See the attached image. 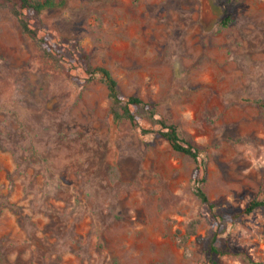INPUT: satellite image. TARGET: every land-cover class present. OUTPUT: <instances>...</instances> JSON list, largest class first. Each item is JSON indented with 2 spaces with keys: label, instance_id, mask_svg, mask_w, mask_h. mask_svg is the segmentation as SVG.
I'll return each instance as SVG.
<instances>
[{
  "label": "rangeland",
  "instance_id": "1",
  "mask_svg": "<svg viewBox=\"0 0 264 264\" xmlns=\"http://www.w3.org/2000/svg\"><path fill=\"white\" fill-rule=\"evenodd\" d=\"M207 3V23L202 0L44 11L40 34L78 82L0 7V264H209L213 218L194 192L195 162L161 124L114 121L80 51L198 146L217 210L264 199V0ZM223 237L232 252L212 253L219 264L264 262V206Z\"/></svg>",
  "mask_w": 264,
  "mask_h": 264
},
{
  "label": "trees",
  "instance_id": "2",
  "mask_svg": "<svg viewBox=\"0 0 264 264\" xmlns=\"http://www.w3.org/2000/svg\"><path fill=\"white\" fill-rule=\"evenodd\" d=\"M65 3L66 0H0V7L7 9L17 19L22 31L42 48L45 56L49 57L56 66L64 69L73 81L78 82L80 80L78 76L73 75L70 68L64 64V57L57 45L40 34V28L44 26L40 15L44 11L57 10L63 7ZM31 16L35 18L38 25H32ZM224 23L225 21L222 22V24ZM77 59L85 72V83L92 82L98 75L99 80L105 84L107 97L110 100L109 112L114 121L127 120L132 128L140 126L141 118L161 124L158 133L166 138L175 151L187 155L195 162L192 174L194 192L201 204L209 208L213 218V230L208 244L209 264H219L218 260L211 257L212 253L232 252L223 237L227 223L239 221L243 216L249 215L259 207H263L264 199L253 198L245 207L230 213L217 210V204L209 198L203 187L205 178L202 174V163L198 159V146L193 141L181 137L176 124L157 118L156 111L152 108L150 102L139 95H123L119 89L117 79L107 66L94 65L89 54L84 51L78 53ZM143 131L147 130L143 129ZM256 264H264V262H257Z\"/></svg>",
  "mask_w": 264,
  "mask_h": 264
},
{
  "label": "water",
  "instance_id": "3",
  "mask_svg": "<svg viewBox=\"0 0 264 264\" xmlns=\"http://www.w3.org/2000/svg\"><path fill=\"white\" fill-rule=\"evenodd\" d=\"M207 0H202V19L207 23L209 19V15L207 14V8H208Z\"/></svg>",
  "mask_w": 264,
  "mask_h": 264
}]
</instances>
